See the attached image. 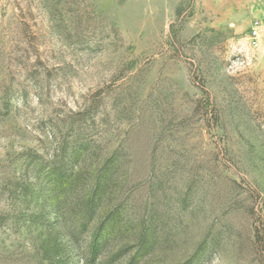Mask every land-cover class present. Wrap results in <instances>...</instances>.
<instances>
[{
    "label": "rangeland",
    "instance_id": "obj_1",
    "mask_svg": "<svg viewBox=\"0 0 264 264\" xmlns=\"http://www.w3.org/2000/svg\"><path fill=\"white\" fill-rule=\"evenodd\" d=\"M261 6L0 0V264H264Z\"/></svg>",
    "mask_w": 264,
    "mask_h": 264
},
{
    "label": "built area",
    "instance_id": "obj_2",
    "mask_svg": "<svg viewBox=\"0 0 264 264\" xmlns=\"http://www.w3.org/2000/svg\"><path fill=\"white\" fill-rule=\"evenodd\" d=\"M260 36H261V28L257 26L252 31V35H250V37L252 39V44H253V46L255 48L259 46V40H258V38H260Z\"/></svg>",
    "mask_w": 264,
    "mask_h": 264
},
{
    "label": "crops",
    "instance_id": "obj_3",
    "mask_svg": "<svg viewBox=\"0 0 264 264\" xmlns=\"http://www.w3.org/2000/svg\"><path fill=\"white\" fill-rule=\"evenodd\" d=\"M260 10H262V12H264V0H262V6H261Z\"/></svg>",
    "mask_w": 264,
    "mask_h": 264
}]
</instances>
